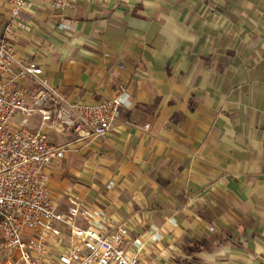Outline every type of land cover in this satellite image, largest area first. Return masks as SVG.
I'll use <instances>...</instances> for the list:
<instances>
[{
	"label": "crops",
	"instance_id": "crops-1",
	"mask_svg": "<svg viewBox=\"0 0 264 264\" xmlns=\"http://www.w3.org/2000/svg\"><path fill=\"white\" fill-rule=\"evenodd\" d=\"M24 1L0 0L13 69L40 64L67 102L126 94L103 137L45 126L57 208L126 224L140 264H264V0Z\"/></svg>",
	"mask_w": 264,
	"mask_h": 264
},
{
	"label": "built area",
	"instance_id": "built-area-1",
	"mask_svg": "<svg viewBox=\"0 0 264 264\" xmlns=\"http://www.w3.org/2000/svg\"><path fill=\"white\" fill-rule=\"evenodd\" d=\"M75 3L50 0L58 12ZM12 5L15 15L25 1L12 0ZM15 62L6 37L0 38V237L4 264H140L143 241L134 237V250L129 252L126 224L118 222L106 228L78 225L79 204L73 202L65 211L59 210L47 173L48 166L63 156L64 146L51 142L45 126L71 132L78 140L103 137L119 119L125 88L99 101L67 102L40 64H20L13 69ZM16 113L23 115L18 124L12 122ZM30 115L37 116L38 127L28 126ZM86 216L95 222L92 215ZM57 223L69 225L70 235L66 248L54 252L48 241L60 235Z\"/></svg>",
	"mask_w": 264,
	"mask_h": 264
},
{
	"label": "rangeland",
	"instance_id": "rangeland-1",
	"mask_svg": "<svg viewBox=\"0 0 264 264\" xmlns=\"http://www.w3.org/2000/svg\"><path fill=\"white\" fill-rule=\"evenodd\" d=\"M23 118V115L20 113H16L13 116L12 122L15 124H18L20 122V120ZM28 119V126L29 127H38V123H37V116L36 115H30L27 116ZM0 264H4V254H3V250H2V240L0 237Z\"/></svg>",
	"mask_w": 264,
	"mask_h": 264
}]
</instances>
